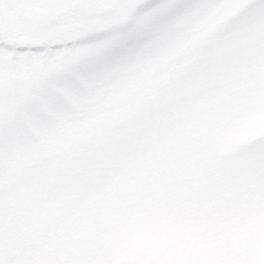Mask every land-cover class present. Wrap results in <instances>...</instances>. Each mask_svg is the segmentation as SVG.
<instances>
[{
    "label": "rangeland",
    "instance_id": "obj_1",
    "mask_svg": "<svg viewBox=\"0 0 264 264\" xmlns=\"http://www.w3.org/2000/svg\"><path fill=\"white\" fill-rule=\"evenodd\" d=\"M31 1L0 0V264H264V0Z\"/></svg>",
    "mask_w": 264,
    "mask_h": 264
},
{
    "label": "flooded vegetation",
    "instance_id": "obj_2",
    "mask_svg": "<svg viewBox=\"0 0 264 264\" xmlns=\"http://www.w3.org/2000/svg\"><path fill=\"white\" fill-rule=\"evenodd\" d=\"M106 1L107 0H55V4L58 6L57 7L58 12L60 11L64 12V9L68 7L71 10H75L79 12L80 10L89 7H92L93 9L97 7L108 9L110 5L109 3H106ZM12 2L14 6L17 5L16 9L21 12L25 20L30 22L31 26H34V23H37L38 20H41L43 17L47 15L46 8L42 7L43 4L41 3L37 4L32 2L31 0H12ZM11 8H12V3L7 4L6 7L4 6L2 8V11L3 12L6 11L7 13H9L10 10H13ZM96 20L98 21L99 18H96ZM1 23L2 22L0 20V50L1 48H4L7 49L8 52H13L16 41L14 39L8 38L7 31L4 29V27H2ZM18 42H19L18 47H22L28 50L33 49L32 51L47 47L46 43L41 42L38 39H31L27 35L20 36ZM54 44L57 47V49L60 50L59 47H61V43L58 38L55 39Z\"/></svg>",
    "mask_w": 264,
    "mask_h": 264
}]
</instances>
